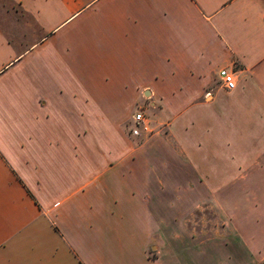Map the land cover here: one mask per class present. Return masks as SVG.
<instances>
[{
    "label": "crops",
    "instance_id": "crops-1",
    "mask_svg": "<svg viewBox=\"0 0 264 264\" xmlns=\"http://www.w3.org/2000/svg\"><path fill=\"white\" fill-rule=\"evenodd\" d=\"M0 90V264H215L264 218V0H0Z\"/></svg>",
    "mask_w": 264,
    "mask_h": 264
},
{
    "label": "rangeland",
    "instance_id": "rangeland-1",
    "mask_svg": "<svg viewBox=\"0 0 264 264\" xmlns=\"http://www.w3.org/2000/svg\"><path fill=\"white\" fill-rule=\"evenodd\" d=\"M216 83H218L217 78ZM4 95L5 93L0 90V96L5 97ZM142 98L148 99L149 95L142 96ZM144 100L143 102L139 103L135 109L130 110V114L124 123H122L123 129L126 133L132 134L130 129L133 125V121L129 119L132 114L136 112H142L145 120L149 118L152 110L149 109L151 107L148 101ZM124 111L127 112L128 110H119V112ZM165 115L170 118L173 116L172 112L168 110L166 111ZM145 120L143 123L138 124V127H142ZM214 130L218 131V126L209 124L208 122H205L201 126L202 134H206L207 132H212ZM256 245L258 246V250L251 251V247ZM245 247L247 248V251L245 250ZM224 253L229 255L231 259L230 264H236V261L239 259L241 260L242 264H254L256 261L261 259L262 255H264V218L261 219L260 217H252L250 219V216H248L246 228L243 230L241 235H231V237H228L227 239L217 235L215 250L211 254L215 264H223L222 261L224 260Z\"/></svg>",
    "mask_w": 264,
    "mask_h": 264
},
{
    "label": "built area",
    "instance_id": "built-area-1",
    "mask_svg": "<svg viewBox=\"0 0 264 264\" xmlns=\"http://www.w3.org/2000/svg\"><path fill=\"white\" fill-rule=\"evenodd\" d=\"M218 78L220 79V82L222 84L223 89L227 91H232L236 88V79L234 76V73L232 71H229L226 68H221L218 71ZM131 120L133 121V125L131 127V133L133 135H137L139 133L140 127H138V124L143 123L145 120L142 112H136L132 114Z\"/></svg>",
    "mask_w": 264,
    "mask_h": 264
},
{
    "label": "trees",
    "instance_id": "trees-1",
    "mask_svg": "<svg viewBox=\"0 0 264 264\" xmlns=\"http://www.w3.org/2000/svg\"><path fill=\"white\" fill-rule=\"evenodd\" d=\"M257 264H264V261L260 262V263H257Z\"/></svg>",
    "mask_w": 264,
    "mask_h": 264
},
{
    "label": "water",
    "instance_id": "water-1",
    "mask_svg": "<svg viewBox=\"0 0 264 264\" xmlns=\"http://www.w3.org/2000/svg\"><path fill=\"white\" fill-rule=\"evenodd\" d=\"M145 95H148V93H145Z\"/></svg>",
    "mask_w": 264,
    "mask_h": 264
}]
</instances>
